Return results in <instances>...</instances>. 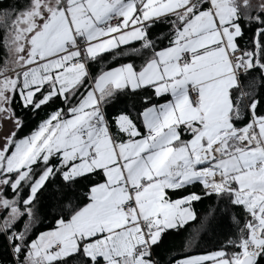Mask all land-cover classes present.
<instances>
[{
	"label": "snow or ice",
	"instance_id": "obj_1",
	"mask_svg": "<svg viewBox=\"0 0 264 264\" xmlns=\"http://www.w3.org/2000/svg\"><path fill=\"white\" fill-rule=\"evenodd\" d=\"M0 264H264V0H0Z\"/></svg>",
	"mask_w": 264,
	"mask_h": 264
},
{
	"label": "trees",
	"instance_id": "obj_2",
	"mask_svg": "<svg viewBox=\"0 0 264 264\" xmlns=\"http://www.w3.org/2000/svg\"><path fill=\"white\" fill-rule=\"evenodd\" d=\"M30 127H31V125H29V128ZM29 128H25L24 133H22V135L25 134V133H27L29 131ZM207 203L208 202L205 201L204 204H198L196 206L197 211L198 212H203L204 209H205V207H206V205H207ZM169 242H170V244H176L177 246H178V243H179L178 240H176V241H171L170 240ZM212 246H213V239L210 236L209 237H206L204 240H202L200 242L199 247L195 249V253H199V252L204 251V250H211Z\"/></svg>",
	"mask_w": 264,
	"mask_h": 264
}]
</instances>
